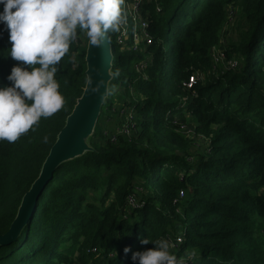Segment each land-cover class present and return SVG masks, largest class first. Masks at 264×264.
I'll use <instances>...</instances> for the list:
<instances>
[{
	"label": "trees",
	"instance_id": "obj_1",
	"mask_svg": "<svg viewBox=\"0 0 264 264\" xmlns=\"http://www.w3.org/2000/svg\"><path fill=\"white\" fill-rule=\"evenodd\" d=\"M140 1L152 43L135 48L132 21L123 44L120 27L108 31L113 79L93 150L54 171L26 228L0 245V264H139L134 252L157 247L146 238L168 241L177 264H264V0ZM132 3L122 0L123 18ZM234 14L245 26L220 48ZM77 34L57 65L63 108L0 141V236L86 88L87 43ZM8 35L0 24V86L22 64ZM221 49L236 69L214 64ZM195 74L202 81L188 90ZM190 121L207 142L195 153Z\"/></svg>",
	"mask_w": 264,
	"mask_h": 264
},
{
	"label": "clouds",
	"instance_id": "obj_2",
	"mask_svg": "<svg viewBox=\"0 0 264 264\" xmlns=\"http://www.w3.org/2000/svg\"><path fill=\"white\" fill-rule=\"evenodd\" d=\"M121 4L122 0H0V24L8 31L11 44L9 56L22 62L14 65L6 77L10 86H0V141L14 143L41 118L51 117L63 108L65 97L55 78L57 65L77 39V28L86 35L90 47H98L105 33L117 31L123 22ZM88 83V92L93 94L105 85L103 79L93 83L92 77ZM149 242L157 247L134 252V261L177 264L168 251V241L141 240L142 244ZM129 251L124 248L125 253Z\"/></svg>",
	"mask_w": 264,
	"mask_h": 264
},
{
	"label": "water",
	"instance_id": "obj_3",
	"mask_svg": "<svg viewBox=\"0 0 264 264\" xmlns=\"http://www.w3.org/2000/svg\"><path fill=\"white\" fill-rule=\"evenodd\" d=\"M112 63V44L107 32L101 38V44L98 47H90L89 43L87 44V84L84 93L67 118L65 127L58 135L57 141L42 167L38 180L24 196L10 229L6 234L0 236V245L13 242L26 228L30 217L34 213L37 200L54 171L61 164L93 150L90 140L95 133L102 107L109 95L107 92H109L110 83L113 79L111 73ZM90 77H92L93 83L101 79L105 81V85H101L97 94L88 92ZM105 86L107 92H105ZM104 92L105 97L101 99V94Z\"/></svg>",
	"mask_w": 264,
	"mask_h": 264
},
{
	"label": "built area",
	"instance_id": "obj_4",
	"mask_svg": "<svg viewBox=\"0 0 264 264\" xmlns=\"http://www.w3.org/2000/svg\"><path fill=\"white\" fill-rule=\"evenodd\" d=\"M141 11V1L140 0H133V3L129 7L128 13L125 15V19L123 20V24L125 23L126 27L122 26V23L120 25V28L122 30V33L118 36V43L123 44L125 39L128 37V28L130 25V22H134V34H133V39L136 43H138L139 39L144 38V43L151 44L152 40L151 37L148 35L146 32V29L148 28V21L147 19L141 17L140 15ZM159 11V9H158ZM160 12V11H159ZM136 26H138L136 28ZM213 59H214V64H227V66L231 69H236L238 66L237 61H230L226 62L225 54L223 53L222 50H215L213 54ZM202 81L201 75L200 74H195L193 75L188 82H186L184 85L188 90H192L194 88V85ZM125 132L129 133V128H125ZM181 196H183V192H181ZM182 243V239L178 238L176 242H171L170 246L173 248H176L179 246V244Z\"/></svg>",
	"mask_w": 264,
	"mask_h": 264
},
{
	"label": "rangeland",
	"instance_id": "obj_5",
	"mask_svg": "<svg viewBox=\"0 0 264 264\" xmlns=\"http://www.w3.org/2000/svg\"><path fill=\"white\" fill-rule=\"evenodd\" d=\"M122 26L126 27L125 23L124 24L122 23ZM244 26H245V23L243 21H241L237 17L236 14H234V16L230 18L229 23L226 25V27L224 29V32L222 34V44H221L220 48H224L225 46H227L228 43L232 42L235 39L237 33H239ZM137 27L138 26H136V28ZM142 41H144V38L139 39L138 43H136L134 41L135 48H138L139 50L142 49V46H143ZM85 43L88 44V40H87L86 35H85ZM220 48H218V49H220ZM221 50L223 51V49H221ZM217 69H218L217 71H219L222 69V67H218ZM202 77H203V75H201V78ZM183 130H184V135L187 137V140L189 142V149L192 153L197 152V150L199 148H202L203 146L206 145L207 142H204V138L198 132L197 125L195 122H193V121L188 122L184 126ZM180 197L182 198L183 196H180Z\"/></svg>",
	"mask_w": 264,
	"mask_h": 264
},
{
	"label": "bare ground",
	"instance_id": "obj_6",
	"mask_svg": "<svg viewBox=\"0 0 264 264\" xmlns=\"http://www.w3.org/2000/svg\"><path fill=\"white\" fill-rule=\"evenodd\" d=\"M141 14H142V13H141V11H140V15H141ZM141 17H142V16H141ZM124 19H125V16H124ZM124 19H123V20H124Z\"/></svg>",
	"mask_w": 264,
	"mask_h": 264
}]
</instances>
